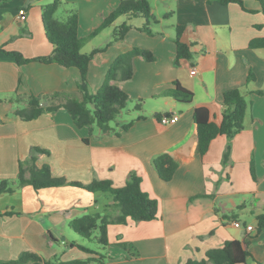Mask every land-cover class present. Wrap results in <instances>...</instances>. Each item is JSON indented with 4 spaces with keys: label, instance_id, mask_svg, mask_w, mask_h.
Segmentation results:
<instances>
[{
    "label": "crops",
    "instance_id": "obj_1",
    "mask_svg": "<svg viewBox=\"0 0 264 264\" xmlns=\"http://www.w3.org/2000/svg\"><path fill=\"white\" fill-rule=\"evenodd\" d=\"M147 1L154 17L148 25L153 34L138 29L145 24L142 17L122 15L115 21H123L124 16L131 25L122 40H114V21L108 26L111 31L106 27L81 49L89 53L104 48L94 54L88 66L92 92L100 87L119 54L136 46L155 56L153 61L134 56L132 77L114 81L133 107L139 105L130 120H116L107 133L95 126L92 133L87 127L75 126L63 108L43 112L32 120L15 115L16 109L27 106L30 94L40 96L44 107L55 102L50 97L55 92L78 97L79 71L55 62L17 65L0 52V180H12L15 189L12 194L0 195V261L16 259L22 252L51 259L59 249L58 259L85 258L79 250L67 255L76 248L57 239L66 233L70 220L101 212L111 203L106 194L70 185L39 190L31 185L18 187L19 162L25 169L24 177L29 178V157L37 147L48 153L38 154L35 166L48 165L53 177L83 184L93 179L110 180L114 187H120L129 173H135L141 179V189L157 200L154 220L127 219L125 224L108 225V245L101 251L107 257L102 264H183L188 259H203L206 250L220 247L225 240L242 243L249 252L244 264H264V226L258 220V215L264 214V47L248 46L251 40L264 38L261 3L241 0L243 9L237 3L221 4L218 0ZM118 3L62 0L61 7L66 13H77L78 36L86 37ZM41 7L40 0H0V49L26 58L51 54ZM20 9L25 11L24 20L18 17ZM66 13L63 18L55 17L64 19ZM176 25L184 26L181 41L191 45L192 53L178 65L173 64ZM249 75L254 81H246ZM174 81L193 92L191 103L159 96ZM234 88L251 101L244 129L232 138L217 135L199 155L193 110L207 108L210 121L219 124L222 95ZM255 90L263 94H255ZM157 113L170 121L161 122ZM129 121L132 125L116 134L119 125ZM228 144L229 160L223 163ZM163 153L178 163L167 182L152 166V160ZM108 211L113 217L118 215L114 208ZM234 221L241 226H234ZM246 225L252 229L246 230ZM121 242L138 255L130 256L118 245Z\"/></svg>",
    "mask_w": 264,
    "mask_h": 264
},
{
    "label": "trees",
    "instance_id": "obj_2",
    "mask_svg": "<svg viewBox=\"0 0 264 264\" xmlns=\"http://www.w3.org/2000/svg\"><path fill=\"white\" fill-rule=\"evenodd\" d=\"M259 1L264 13V2L263 0ZM218 2L221 4L237 3L244 9L241 0H218ZM60 5V0H52L41 7L44 33L47 41L52 46L50 55L26 58L16 51L0 49V52L11 57L17 65L37 61L40 63L55 62L65 68H77L79 71V80L77 82L79 96L75 97L63 91L55 92L50 95L55 102L44 107L41 105L40 96L30 94L26 99L27 106L16 109L14 114L23 120H32L43 112H54L59 108H63L68 112L75 126L87 127L90 133H92L95 126L101 133H107L112 130L110 123L115 122L122 109L132 102L129 96L114 81H125L132 77V58L134 56L139 55L146 61H153L155 56L148 50L136 46L127 52L119 54L110 64L100 87L95 92H92L87 81L88 66L94 54L101 52L104 48L94 49L89 53H84L81 49L90 38L110 26L122 15H126L129 18L142 17L145 20V24L138 29L148 34H153V31L148 27L149 23L154 21L149 3L147 0H119L118 5L86 37L78 36V16L76 12H67L64 19L55 17ZM130 28L131 25L127 22L120 24L113 31L114 40H122ZM175 28L176 36L174 42L176 44V53L173 64L178 65L180 61L190 59L192 53L191 45L181 41L184 26L176 25ZM248 46L252 49L264 47V38L251 40ZM246 81H254V77L249 75ZM253 92L258 95L263 94L261 90ZM159 96L188 104L192 102L194 94L178 81H174L173 85L162 91ZM221 104L222 110L219 124L210 121L207 108L196 107L193 110L192 119L196 126L197 151L199 155H203L207 151L210 141L217 135H225L228 138H232L245 127V119L249 113L251 101L247 99L244 93L237 88L227 90L222 95ZM138 105L136 104L134 109ZM155 116L159 119L161 118L158 113ZM251 121L254 122L256 120L252 119ZM132 123L133 121H129L119 125L116 134L127 130ZM87 141V139H84V142ZM40 153H48V151L37 147H33L31 150L28 169L29 178L24 177L25 169L21 161L19 162L16 179L18 187L31 185L34 189L39 190L41 188L70 185L84 189L89 193L106 194L111 198V203L106 205L101 212L87 213L68 222V226L73 232L86 240H94L100 246V250H104L108 245V225L125 224L127 219L142 222L156 218L158 202L141 189V179L135 173H129L124 185L120 187H114L110 180L93 179L87 184L78 181H66L64 178L53 177L48 165H42L39 168L35 166L36 156ZM229 156L230 144L226 145L224 149L222 162L227 163ZM152 166L158 177L167 182L173 177L178 168V163L169 154L163 153L152 160ZM14 190V182L12 180H0V195L12 194ZM109 208L118 210V215L113 217L108 211ZM258 220L259 225L264 226V214H259ZM118 245L124 250H128L130 256L138 255L137 251L132 252V247L127 246L126 243L121 242ZM70 247L83 251L87 256L85 258L67 260L58 259L57 257L44 259L36 253L22 252L16 259L0 261V264H26L29 262L31 264H102L107 257L104 253L75 242H70ZM248 256L249 252L244 249L239 240H225L220 247L206 250L203 259H188L183 264H244Z\"/></svg>",
    "mask_w": 264,
    "mask_h": 264
},
{
    "label": "rangeland",
    "instance_id": "obj_3",
    "mask_svg": "<svg viewBox=\"0 0 264 264\" xmlns=\"http://www.w3.org/2000/svg\"><path fill=\"white\" fill-rule=\"evenodd\" d=\"M41 2H42V5H44V4H47V3H49V2H51L52 0H40ZM62 1V0H61ZM68 8H70V7H68ZM63 13H66L65 12V9H63V7H61V5L59 6V8H58V10H57V12H56V17H59V18H63L62 17V15H63ZM121 20H123V21H125V22H127L126 21V18L123 16V19L121 18ZM123 21H115L114 23H113V26H119L121 23L120 22H123ZM135 20L134 19H132L131 20V22L133 23ZM102 22V21H101ZM128 24H130L129 22H128ZM86 24L85 23H83V26H85ZM112 25V24H111ZM116 28V27H115ZM105 29V28H104ZM111 28L110 27H107V30L106 31H111L110 30ZM98 42H99V39H98ZM102 49V48H101ZM84 50V49H83ZM104 80V79H103ZM102 80V81H103ZM133 112H135V109H134V107H133V104H131V103H128L125 107H124V109H122V111H121V114L117 117V121H119V120H121V121H123V122H126L127 120H130L129 118H130V116H131V113H133ZM133 115V114H132ZM110 125L112 126V127H115V122H111L110 123ZM97 194H99V193H97ZM101 194V193H100ZM90 212H92V211H90ZM63 238H65L64 240H62ZM59 242H64V241H67V243H68V245H69V243L72 241V240H76V242H78V244H81V245H83V246H85V247H87V248H90V249H92V250H95V251H98V252H101L102 250H100V246L94 241V240H86V239H84V238H82L81 236H79L77 233H75V232H73L71 229H70V227L68 226L67 228H66V233L64 234V235H62V236H60V237H58V239H57ZM59 249V248H58ZM77 249V248H76ZM74 249V250H70V252L68 251V253H67V255H69V254H71V251H75L76 253L77 252H83V251H81V250H79V249ZM79 250V251H78ZM58 253H56L55 255H56V257H60L61 255V253H62V251L59 249L58 251H57ZM104 252V251H103ZM52 259V258H51Z\"/></svg>",
    "mask_w": 264,
    "mask_h": 264
},
{
    "label": "built area",
    "instance_id": "obj_4",
    "mask_svg": "<svg viewBox=\"0 0 264 264\" xmlns=\"http://www.w3.org/2000/svg\"><path fill=\"white\" fill-rule=\"evenodd\" d=\"M18 17H19L20 20H24L25 19V11H23V10L20 9L19 10ZM191 73L192 74L195 73V69L194 68L191 70ZM169 121H170V119L168 117H166V116H162L161 117V122L168 123ZM233 225L236 226V227H240L241 226V223L240 222H237V221H234L233 222ZM245 229L246 230H251L252 229V225H246L245 226Z\"/></svg>",
    "mask_w": 264,
    "mask_h": 264
}]
</instances>
